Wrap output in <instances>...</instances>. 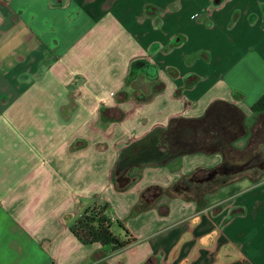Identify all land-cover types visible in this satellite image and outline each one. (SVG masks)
Masks as SVG:
<instances>
[{
    "label": "crops",
    "instance_id": "1",
    "mask_svg": "<svg viewBox=\"0 0 264 264\" xmlns=\"http://www.w3.org/2000/svg\"><path fill=\"white\" fill-rule=\"evenodd\" d=\"M263 95L264 0H0V264H264V177L185 183L215 106ZM94 203L135 241L82 244Z\"/></svg>",
    "mask_w": 264,
    "mask_h": 264
},
{
    "label": "rangeland",
    "instance_id": "2",
    "mask_svg": "<svg viewBox=\"0 0 264 264\" xmlns=\"http://www.w3.org/2000/svg\"><path fill=\"white\" fill-rule=\"evenodd\" d=\"M139 86L141 83L136 84V87ZM215 108L205 119L207 125L204 130L198 134L207 139L204 145L208 151L216 150L222 155V163L215 169L200 170L196 178L185 181L187 197L197 198L200 206L204 207L226 198L229 190H237L240 178L245 180L243 177H247L246 181H249L264 177V112L250 111V114L244 115L231 106ZM136 148L126 153L129 155ZM144 149L142 154L146 151ZM131 162L138 164L137 161ZM109 214H112L111 210ZM113 229L115 233L122 230L116 223Z\"/></svg>",
    "mask_w": 264,
    "mask_h": 264
},
{
    "label": "trees",
    "instance_id": "3",
    "mask_svg": "<svg viewBox=\"0 0 264 264\" xmlns=\"http://www.w3.org/2000/svg\"><path fill=\"white\" fill-rule=\"evenodd\" d=\"M251 111L256 113L264 112V95L251 106ZM153 149L157 153L159 145L153 147ZM195 149L196 148H185L182 151L186 152ZM109 212L110 208L107 204L94 203L81 212L73 221L70 225V231L82 244L100 243L102 245H111L113 251L129 246L135 239L130 236L120 220L111 219ZM114 223L124 231L126 239H120L112 231L111 226L114 225Z\"/></svg>",
    "mask_w": 264,
    "mask_h": 264
},
{
    "label": "flooded vegetation",
    "instance_id": "4",
    "mask_svg": "<svg viewBox=\"0 0 264 264\" xmlns=\"http://www.w3.org/2000/svg\"><path fill=\"white\" fill-rule=\"evenodd\" d=\"M204 129V128H203Z\"/></svg>",
    "mask_w": 264,
    "mask_h": 264
}]
</instances>
